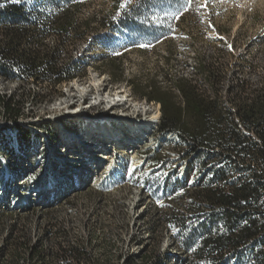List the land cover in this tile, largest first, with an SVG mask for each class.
Listing matches in <instances>:
<instances>
[{
	"label": "rangeland",
	"instance_id": "obj_1",
	"mask_svg": "<svg viewBox=\"0 0 264 264\" xmlns=\"http://www.w3.org/2000/svg\"><path fill=\"white\" fill-rule=\"evenodd\" d=\"M53 1L62 7L74 3L76 22L83 25L81 38L58 43L57 48L49 46L54 51L74 47L78 63L88 69L87 77L77 82L88 86L91 78L102 77L113 89L125 87L136 101L160 106L163 127L150 141L145 135L138 159L118 152L110 157L109 168L94 179L91 173L82 182L77 181L78 175L71 176L76 184L67 192L78 193L60 198L58 202H65L58 206L35 208L30 202L25 204L28 208L16 211L0 209V264H175L178 253L170 239L175 230L190 251L200 247L206 257L217 238L228 240L245 223L259 228L246 214L251 212L246 203L232 207L241 217L218 218L193 228L191 220L207 212L213 191L224 189L225 184L212 177L207 167H191L185 151L189 141L201 140L219 123L221 112L229 109L234 111L232 121L246 132L235 111L240 100L250 101L264 93V0H196L192 4L122 0L126 6L116 12L113 0ZM44 4L50 6L47 1ZM110 16H123L113 30L99 22ZM100 71L105 74L100 76ZM74 83L60 88L29 83L22 91L5 85L1 91L8 94L17 89L20 96L36 92L49 104L28 102L27 109L34 117L48 120L65 117L67 112L58 107ZM91 102L88 99L86 105ZM83 111L116 117L132 114L105 106ZM45 124L60 133L55 122ZM81 131L80 127L76 132ZM60 137L66 149L75 141ZM68 151L65 156L75 159L72 165L82 164V150ZM228 186L226 190L232 192ZM215 207L220 210L221 206ZM21 243L26 246L19 249ZM249 244L226 264H264V228ZM146 250L145 258H140Z\"/></svg>",
	"mask_w": 264,
	"mask_h": 264
},
{
	"label": "trees",
	"instance_id": "obj_2",
	"mask_svg": "<svg viewBox=\"0 0 264 264\" xmlns=\"http://www.w3.org/2000/svg\"><path fill=\"white\" fill-rule=\"evenodd\" d=\"M45 1L50 6H45ZM113 4L116 12L122 0H113ZM72 5L74 3L62 7L53 0H20L18 3L14 0H0L1 78L8 82L36 80V83L57 88L77 76H85L84 67L75 60L59 66L58 51L48 48L43 42L48 37L56 36L58 47V43L64 44L83 36V25L76 22ZM122 14L126 15L127 11ZM122 20L123 16H110L99 19V22L113 30ZM86 24L89 26V22ZM13 104V99L0 97V105L7 113L5 115L11 119L18 117L21 109L20 103ZM236 109V116L247 129L245 133H242L238 129V124L232 121L231 115L234 116V111L229 109L225 114L221 112L219 123L206 131L201 140L189 141L186 148V159L191 167L197 170L207 167L212 172V177L225 184L224 189L221 186V189L213 191V198L206 203V206L208 205L206 215L198 214L199 217L192 219L191 224L193 228L200 229L208 226L214 219L226 217L228 220L233 216L241 217V213L232 207L246 203L251 210L246 214L254 223H258L259 228H253L251 224L245 223L240 233L229 236L228 240L217 238V242L206 257L200 247L196 251H190L187 245L179 241L175 230V233L170 235L171 247L178 253L175 264H186L196 260L199 264H226L225 261L250 245V239L259 235L264 228V93L250 101L240 100ZM161 125L163 127L160 120L159 128ZM24 134H21L20 141L25 140ZM6 142L12 147L16 140L9 138ZM229 179L236 182L232 183ZM229 184L233 187L232 192L226 190ZM229 203H232V206L229 207ZM215 205H220V210L216 209ZM20 245L24 247L26 243L19 244V249ZM32 250L34 255L35 252ZM146 253L147 250L140 258H145Z\"/></svg>",
	"mask_w": 264,
	"mask_h": 264
},
{
	"label": "bare ground",
	"instance_id": "obj_3",
	"mask_svg": "<svg viewBox=\"0 0 264 264\" xmlns=\"http://www.w3.org/2000/svg\"><path fill=\"white\" fill-rule=\"evenodd\" d=\"M55 37H48L43 41L48 48L49 46H52V48L57 46ZM57 59L59 66H62L71 60H75L78 63L80 56L74 50V47H71V51L64 49L58 51ZM82 67L86 71L85 76H77L73 80L57 87L60 88L62 85L75 82L69 88L68 93L65 94L63 101L60 102L58 107V111L64 110L67 112L65 117L49 118L48 120L34 117L32 111L30 114L27 109L28 102L30 104H47L50 102L41 100L42 96H39L36 92L30 91L26 95L21 92L23 95L20 96V94L17 95V89L14 92H9L8 90L10 94L1 91L3 86L5 88V85H15V87L19 88V91H22V87L29 83L38 86L42 84L36 83V80L8 82L0 77V97L13 99V105H15V102L21 104V106L19 105L21 107L19 116L17 115L18 117L15 119L5 115L7 113H5L3 106L0 105V209L9 212L16 211L28 208L25 204L30 202L35 208H54L65 202H58L60 198L66 200L68 196H74L78 193L77 190L70 193L67 192L71 184H76V182L71 181V176L78 175L79 180L77 181L82 182L81 178L83 176L87 177L91 173L94 179L98 173L101 175L107 169L110 164V157L118 152L131 153L135 159H138L137 155L140 153L138 150H141L142 145L145 143L141 142L145 135L148 136L146 141H150L151 137L158 133L162 115L160 106L156 108L149 102L147 104L146 102L140 103L136 101L125 87L113 89L111 82L100 77L105 74L102 72L98 76L100 78H91L92 81L88 86L80 84L77 81L85 79L88 70L85 65ZM79 75L81 74L79 73ZM88 99L92 101L90 106L86 105ZM99 106H105L109 110L132 111V114L116 117L107 113L88 115L86 111H83ZM76 107L82 110L75 111L74 108ZM65 119H72L74 123H69L72 121H66ZM46 122L58 124L57 126L61 128L60 133L58 134L54 127L52 128L45 124ZM80 127L82 131L77 133L76 131ZM24 132H27V134L25 135ZM21 134L26 136L23 141H20ZM60 135H65L67 136L66 138H73L75 141L74 143H69L68 149L63 148L64 144ZM9 138L16 140L15 145L13 144L12 147H9L10 145L6 142ZM111 143L113 144L108 147L107 145ZM73 148L83 151V159H79L82 164L74 163L72 165L71 161L74 159L71 157L72 155L65 156L67 151ZM144 148L146 149V147ZM103 149H109L110 151L107 150L108 152H105ZM98 154L100 156H96ZM36 197L37 199L34 201L33 198Z\"/></svg>",
	"mask_w": 264,
	"mask_h": 264
},
{
	"label": "snow or ice",
	"instance_id": "obj_4",
	"mask_svg": "<svg viewBox=\"0 0 264 264\" xmlns=\"http://www.w3.org/2000/svg\"><path fill=\"white\" fill-rule=\"evenodd\" d=\"M14 2H20V0H14ZM187 2H188V4H192V3H195L196 2V0H187ZM126 5L124 4V3H122L121 4V7H125ZM205 6H206V4H205Z\"/></svg>",
	"mask_w": 264,
	"mask_h": 264
}]
</instances>
